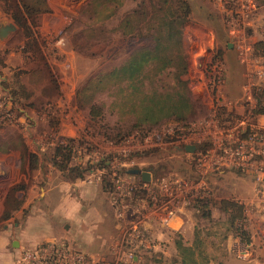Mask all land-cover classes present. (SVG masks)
I'll list each match as a JSON object with an SVG mask.
<instances>
[{
  "label": "rangeland",
  "instance_id": "rangeland-1",
  "mask_svg": "<svg viewBox=\"0 0 264 264\" xmlns=\"http://www.w3.org/2000/svg\"><path fill=\"white\" fill-rule=\"evenodd\" d=\"M24 1L27 0H0V25L16 27V32L6 40L0 39V231L5 225L23 222L33 208H39L44 187L80 180L88 190L99 184L104 195L110 198L111 190L118 193L117 186L122 183L125 190L140 186V175L131 173L138 170L151 174L152 185L161 183L158 188L153 186L157 190L153 194L158 205L155 209L152 201L146 200L144 208L139 210L141 196L132 194L124 202V205L128 202L124 218L131 217L134 221L142 216L146 218L144 215L162 214L157 208L167 204L168 191L175 200L169 206L175 209L174 216L181 212L190 214L193 223H204L207 229L216 232L215 226L211 227L213 223L197 217L199 212L190 200L188 192L201 174L196 164L197 154L187 152L186 147L195 146L203 152L217 141L227 139L233 143V133L246 131L247 137L253 129L260 134L251 142L264 152V114L257 113L264 109V60L255 53V45L264 40V4L254 0L249 18L243 21L237 15L238 0H219L221 14L218 10L212 11L208 3L200 7V0H192V22L183 31L188 64L184 81L192 97V115L182 125L170 121L153 130L118 137V133L126 134L130 129L127 118L119 114L128 105L121 106L118 85L97 91L93 81L98 74H110L124 64L134 50L152 46L150 40L131 44L118 34L121 18L135 3L125 0L119 18L107 23L105 35L96 42L93 27L89 26L87 15H83L91 0H44L46 12L30 17L25 14ZM13 14L29 19L30 32L15 23ZM221 21L233 37L220 31L217 23ZM211 24L217 35L215 48L196 29L197 26L213 27ZM220 36L225 42H232L234 52L238 53V62L230 63L232 67L224 61L225 45L218 44L223 40ZM93 104L95 110L104 113L103 118L93 120ZM259 159L264 166V158ZM216 174L210 176L208 189L212 196L206 200L217 204L221 202L219 195H234L231 192L234 177L251 182V198H255L260 183L257 175H246L231 168H223ZM102 197L105 196L101 194L96 200L98 203L95 202L102 210L110 207L108 202L114 203L113 200L106 203ZM232 198L229 200L240 204L237 198ZM218 206L212 208L216 222L223 219ZM112 209L118 219L122 213L120 207L113 205ZM248 210L252 213L250 224L259 225L264 215L256 214L255 207ZM245 211L246 207L244 215ZM137 212L142 216L136 215ZM130 226L120 229L122 236L115 239L118 244L113 258L101 263L99 257L92 256L98 264L170 263L178 260L175 242L179 237L185 245L190 246L192 242L187 234L171 235L170 242H159L149 235L150 248H137L124 243ZM212 241L223 245L219 236ZM227 245L228 241L226 248ZM235 258L245 262L236 253ZM226 259L218 256L213 264Z\"/></svg>",
  "mask_w": 264,
  "mask_h": 264
},
{
  "label": "trees",
  "instance_id": "trees-1",
  "mask_svg": "<svg viewBox=\"0 0 264 264\" xmlns=\"http://www.w3.org/2000/svg\"><path fill=\"white\" fill-rule=\"evenodd\" d=\"M124 1H90L83 15H87L86 20L90 22L89 26L93 27V39L96 42H99L98 40L102 39L101 36L105 35L107 23L121 15L120 10ZM132 1L135 6L124 13L119 23L121 30L118 34L122 39H128L131 44L150 40L152 46L134 50L124 64L115 67L110 74L102 76L98 74L96 81H93V86L97 91L110 90L112 86L118 85L121 106L128 105L119 111V114L127 118L128 125L125 124L130 129L126 134L118 133V137L153 130L154 127L157 128L170 121L182 125L192 115V97L184 81L188 75V64L183 31L191 20L189 2L187 0ZM255 1L264 4V0ZM23 8L29 17L46 12L44 0L24 1ZM12 17L18 26L29 31V19L26 16L13 14ZM85 25L87 26V23ZM255 53L257 57L264 60V40L255 45ZM148 81L151 82L146 85ZM91 108L93 120L103 118L104 113L101 110H95V104ZM257 113L264 114V109H259ZM120 115L118 118L121 119ZM131 173L139 175L135 171ZM139 182L143 183L141 178ZM193 203H195L194 210L199 212L197 217L204 222L213 223L211 227L215 226L216 232L213 233L202 223L196 231L191 246L185 245L181 237L175 242L177 261L170 263L159 261V264L216 263L218 256L222 258L227 256L226 242L230 237L250 242L249 233L243 229L245 215L241 204L230 200L217 204L209 200H196ZM216 205H219L218 210L223 217L217 222L213 221L212 213V208ZM218 236L223 243L222 246L212 241ZM209 248L214 253H211ZM218 252H221V255L216 254ZM217 264H221V261Z\"/></svg>",
  "mask_w": 264,
  "mask_h": 264
},
{
  "label": "crops",
  "instance_id": "crops-1",
  "mask_svg": "<svg viewBox=\"0 0 264 264\" xmlns=\"http://www.w3.org/2000/svg\"><path fill=\"white\" fill-rule=\"evenodd\" d=\"M187 1L192 9V0ZM200 1L202 2L200 7H204L208 3L212 11L218 10L220 14L223 12L219 0ZM191 22L187 24L186 29L190 27ZM215 24L213 25L215 26ZM217 24L224 35L233 37L234 34H232L231 30L229 33L227 32L228 30L223 21ZM213 25L211 24L210 26ZM214 26H197L196 29L202 35L207 36L215 48L217 35L213 30ZM220 37L222 38L223 36ZM225 40L220 39L218 43L225 45L223 51L224 61L227 65H230V63L235 64L238 62V53L234 52L232 42L227 43ZM184 44H186L185 40ZM230 66L232 67V65ZM234 178L231 190L234 197L219 195L220 201L237 198L236 200L240 201V204L250 202L253 199L251 198L253 195L252 183ZM84 184L80 180H76L75 182L61 181L54 186L44 187L40 195L41 206L33 208L24 217L23 222L5 225L3 230L0 231V264H19L18 256L22 250L34 249L40 245L51 243L54 240H64L75 251L99 257L101 263L103 261L106 262L109 258H113L116 245L118 244V240L115 239L122 236L120 229L122 227L127 229L129 224L132 225V222L136 223L138 219L132 221L131 217L121 218L119 216L117 219L115 210L112 209L113 205L108 202L110 199L107 194L104 195V191H102L100 185L94 183L95 185L89 187L88 190V187ZM219 189L220 187L217 186L218 193H220ZM101 194L105 196L102 198L104 200L106 198V203L108 202V206H110L105 207L104 210L96 205L98 203L96 200L101 197ZM237 195L240 197H237ZM82 202L85 203L82 204ZM144 216L147 217L142 218V226L152 238L154 237L159 242H166L168 240L170 242L171 235L187 234L192 238L191 246L194 242L196 231L200 227L196 221L193 223L190 214L185 215L183 212L173 217H167L165 213ZM260 222L257 226L251 223L249 231L252 235L250 240L254 249L253 263L264 264V216H261ZM238 243V238L230 237L226 248L229 251H226L227 256L225 259H227L221 261V264H228L232 260L233 264H247V262L241 263L235 258L233 247ZM233 256L235 260L232 259Z\"/></svg>",
  "mask_w": 264,
  "mask_h": 264
},
{
  "label": "built area",
  "instance_id": "built-area-1",
  "mask_svg": "<svg viewBox=\"0 0 264 264\" xmlns=\"http://www.w3.org/2000/svg\"><path fill=\"white\" fill-rule=\"evenodd\" d=\"M253 1L254 0H238L240 7L237 6L239 8L237 15L241 17L243 21L249 18V13L254 5ZM258 130L260 131V129ZM256 134L260 133L253 129L247 137H245L247 135L246 131L238 135L233 133V138L231 139L233 143L230 142V140L226 141L227 139H225L224 141L215 142L211 148L204 150L203 152L196 150L194 153L197 154L196 164L201 174L200 180L196 182L195 186L191 188L189 192L187 191L191 194L190 200L193 201L211 198L212 193L208 189L211 185L209 183L210 176L217 175L216 173L223 168L235 169L236 171L242 172L246 175H257L260 183L256 188L255 198H253L250 202L241 204L246 207L243 229L249 233L250 237L252 236L249 231L252 213L249 212L248 208L255 207L256 214L264 215V166L259 159L261 157L264 158V152L261 153L257 145L251 142L256 140ZM229 138H231V135ZM247 138L250 140L248 141ZM117 182H119V180ZM152 182L153 181L149 183L143 182L140 186L136 185L135 187H131L127 190L124 189V184L122 183V185L117 186L119 190L118 193L111 190L109 193V199L114 201V203L112 202L114 206L120 207L122 213H120L119 216L121 218L124 217V210H126L128 203L126 202L125 206V200L130 198L132 194L135 195V193L141 196V202L138 205V207H140L139 210L144 208V202H146V200L152 201V207L156 209L158 205L157 197L156 194L153 193L157 190L153 188V186L158 188L161 183L152 185ZM163 189H166V187ZM146 192L149 193L147 197ZM166 193L167 204L158 207L157 210L161 209L167 217H172L175 214V209L169 208V206L175 200L171 192L166 191ZM142 198H145V200L142 201ZM185 200H187L188 203L190 202V200L186 197ZM136 215L142 216L138 212ZM142 218L143 216L137 218L138 222L134 223V225L132 224L130 228H128L124 243L127 245L134 244L138 246L137 248L142 247L148 249L150 248L152 241L149 234L142 226ZM238 240L239 243L234 248V252L237 257L240 260L247 262V264H258L253 263L254 249L251 245V240L249 243L243 242L239 238ZM18 262L19 264H98L92 256L71 249L67 242H51L40 245L34 249L22 250L18 256Z\"/></svg>",
  "mask_w": 264,
  "mask_h": 264
},
{
  "label": "water",
  "instance_id": "water-1",
  "mask_svg": "<svg viewBox=\"0 0 264 264\" xmlns=\"http://www.w3.org/2000/svg\"><path fill=\"white\" fill-rule=\"evenodd\" d=\"M16 32V27L13 24L0 25V39L6 40L10 35ZM195 150L194 146H189L186 151L192 153ZM136 174H141L144 182L149 183L151 181V174L148 172L135 171Z\"/></svg>",
  "mask_w": 264,
  "mask_h": 264
},
{
  "label": "flooded vegetation",
  "instance_id": "flooded-vegetation-1",
  "mask_svg": "<svg viewBox=\"0 0 264 264\" xmlns=\"http://www.w3.org/2000/svg\"><path fill=\"white\" fill-rule=\"evenodd\" d=\"M195 147V146H194ZM187 148V147H186ZM196 151V148H195V150L192 152V153H194ZM139 175H141V174H139ZM142 177V176H141ZM143 181V180H142ZM144 182V181H143ZM151 182V181H150Z\"/></svg>",
  "mask_w": 264,
  "mask_h": 264
}]
</instances>
